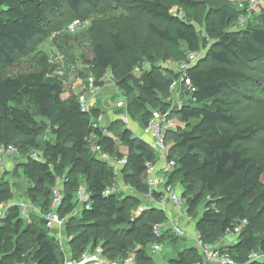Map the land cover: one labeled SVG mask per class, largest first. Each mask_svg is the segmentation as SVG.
Instances as JSON below:
<instances>
[{
    "label": "trees",
    "instance_id": "trees-1",
    "mask_svg": "<svg viewBox=\"0 0 264 264\" xmlns=\"http://www.w3.org/2000/svg\"><path fill=\"white\" fill-rule=\"evenodd\" d=\"M108 1L0 0V68L13 66L17 58L28 53L31 44L46 40L52 15L62 4L79 14L84 6ZM174 1L177 13L159 0H132L133 9L148 18V32L154 40L147 43H134L124 31L107 34L102 26L96 27L94 72L98 78L108 71L120 74L123 89L134 101L130 105L142 113L144 127L158 111L171 112L183 123L167 135L174 144L166 161L176 164L172 172H165L167 183L178 182L189 216L203 206L194 223L205 242L228 249L236 264H264L249 262L252 252L264 251V164L259 163L251 146L264 122L243 114L232 93L241 83L251 84V70L264 60V7L252 15L235 0H215L218 7L213 17L204 21L199 0ZM244 14L249 15L246 26L234 29ZM162 44L168 47L172 61L182 62L189 52L206 50L188 72L195 91L186 92L188 99L182 104L176 105L174 100L173 106L171 102L170 85L178 78L174 67H167L163 76L159 71L162 67L154 65V52ZM147 62L153 65L151 70L138 77L135 69ZM64 91L63 81L48 69L6 77L0 70V149L10 145L19 148L22 154L18 168L33 182L31 200L41 213L22 215L19 205L10 204L11 188L0 181V205L7 207L6 216L0 220V264H66L80 261L86 251L99 246L103 248L102 259L123 260L133 249L135 264H147L151 258L147 249L158 241L173 245L177 256L169 264L202 261L195 246L178 247L179 236L155 238L153 226L167 220L164 210L150 207L137 214L140 198L116 191L106 194L113 188L116 174L113 166L92 152V135L97 136L96 143L104 152L127 158L122 174L128 171L130 181L143 194L150 191L147 164H157L160 154L144 140L133 137L117 118L107 128H95L104 115L102 106L90 105L83 111L81 94L63 98ZM160 93L165 98H160ZM25 100L38 110L42 123L25 107ZM48 127L54 140L44 142L43 147L39 138ZM118 141L126 144V155L120 152ZM39 152L46 156L33 157ZM59 185L63 187V203L58 213L65 218L63 230L73 235L67 251L54 231L47 228L45 218L52 210L53 190ZM197 185L199 190L193 197ZM82 186L89 207L83 204L80 216L75 218ZM153 195L159 196L157 192ZM71 218L76 219L77 227L71 228ZM242 220L247 224L238 240L223 246L226 230Z\"/></svg>",
    "mask_w": 264,
    "mask_h": 264
},
{
    "label": "rangeland",
    "instance_id": "rangeland-1",
    "mask_svg": "<svg viewBox=\"0 0 264 264\" xmlns=\"http://www.w3.org/2000/svg\"><path fill=\"white\" fill-rule=\"evenodd\" d=\"M159 1L167 4V6L171 8L172 13H177L179 11V8L176 7L174 0ZM214 1L215 0H199L201 4V16L204 21L206 17H213L212 14H214V11L218 7H216ZM236 1L238 2L239 0ZM131 2L132 0H110L95 7L84 6L81 8L79 14H75L73 11L68 9L65 4H62L60 11H57L52 15L53 21L50 25V30L47 33L46 40L42 39V41L31 44V48L28 53L17 58L13 66L8 69L1 67L0 70L2 71V74L6 77L8 75L14 76L20 73L48 69L51 75L63 81L65 88L63 98H67L74 94H87L90 92L88 90L89 82H93L96 90L92 95L88 93V102L89 106H102L105 120L102 124H100V128L102 125L106 128L109 127L111 120L108 118V113L115 111L114 114L118 116L120 112L115 110L114 105L123 101L132 111L131 113L129 112V115L131 114V121L128 127L132 129L134 137L144 140V137H148L150 135L146 134V127H144L141 122L142 113L136 109L135 105H130L134 101L131 96L127 95L126 90L123 89L119 80L120 74L114 71H108L104 77L98 78L94 72V39L96 27L102 26L106 30L107 34L124 31L134 43H147L154 40L148 32V18L134 10ZM254 13H260L259 7H255L251 14L253 15ZM262 19L264 22V16ZM71 25H74V28H71ZM198 29L204 32L203 27H199ZM234 29L239 30L241 27H234ZM161 46V49L154 52V56L157 58V62L154 65L157 68H159V66L162 67L159 71H161V74L164 76L166 75V68L168 65L171 66L172 64H177L181 61L169 60L168 47L163 44ZM201 59L199 61H201ZM196 64H198V62ZM152 66L153 65L149 64L147 70H151ZM144 71L142 70V72L137 73V76L140 77ZM251 75L253 79L251 84L241 83L239 85L240 87L234 89L232 93L237 98V103L243 110V114H246L257 121L264 122V60H261L254 66L251 70ZM178 93L179 92L177 90L170 92L173 106L174 100L176 101L175 96ZM159 97L165 98V94L160 93ZM187 97L188 96L185 95V93L181 95L176 105L182 104ZM24 102L25 107L32 112L38 122L42 123L43 120L38 115V110L30 106L27 100ZM120 127L121 126H118L116 128L119 132L122 129ZM123 127L127 128L125 125H123ZM47 130V133L39 138L43 147L44 142L54 140L52 129L48 127ZM173 144L174 140H169L167 138V154L170 153L169 149ZM118 145L120 152L123 155H126L128 153L126 144L122 141H118ZM251 146L253 147V152L256 154V158L259 163L264 164V128ZM17 150V155L11 158H5V160L0 163V181L2 180L6 182L12 190V198L10 200L11 205L27 206L28 211L26 214L27 216L24 215L25 217H28L31 214L34 216H40L41 213L39 207L31 200V196L33 195V193H31L33 182L29 181L23 175L22 169H19L20 167L18 168V157L22 153L19 151L18 147ZM37 154V158L40 159H43V157L46 156L42 152ZM12 172L14 173L12 174ZM127 173L128 171L125 172L124 175L121 174L118 177H115L114 183L116 182L118 185L116 192L123 194L124 196L129 195L131 197L135 196L140 198L139 200L141 203L136 213L141 214L143 208L149 205L150 198L148 194H143L137 190V187L132 184L130 181L131 178ZM172 186L175 189L177 188L179 193H182V188L178 182ZM198 190L199 186L197 185L196 190L193 193V197L196 196ZM76 204L75 218H78L81 213L83 201L78 198ZM202 208L203 206L199 205L193 210L190 216L189 214L186 216V219H188V226L194 224L200 215ZM0 209H2L0 212L1 220L6 216L7 207L4 206V208L1 207ZM185 213H187L186 208ZM75 218L70 219L71 228L78 226ZM63 229L64 227L61 231L55 230L53 234L57 235V241L61 247H64L65 251H67L69 250V246L67 244L70 243L73 235L67 233V229ZM180 238L181 240L178 243V247L180 249L195 246L193 240L184 237ZM234 242V239H230L226 243ZM147 252L151 257L147 264H169L170 259L177 256L173 249V245H171L168 241L162 245L160 252L153 253L149 249H147ZM130 257L135 258L133 249L126 259L124 258L122 260L121 258L118 259L117 257H114L113 261H110V258L108 259L107 256H104V258L100 261L102 262L101 264L112 262V264H124ZM76 264L91 263H84V261L82 262L80 260L77 261ZM97 264H100V262H97Z\"/></svg>",
    "mask_w": 264,
    "mask_h": 264
},
{
    "label": "built area",
    "instance_id": "built-area-1",
    "mask_svg": "<svg viewBox=\"0 0 264 264\" xmlns=\"http://www.w3.org/2000/svg\"><path fill=\"white\" fill-rule=\"evenodd\" d=\"M236 1V0H235ZM239 2V3H238ZM236 1L239 7L242 9H246V6L250 7H264V0H239ZM255 14V13H254ZM245 15V14H244ZM242 15L240 17L239 23L245 21V16ZM71 28H74V25H71ZM205 54V50H201L199 52H189L184 61L172 64L168 67H174L177 72L178 78L175 79L170 85V92L177 90L179 93L175 96L176 102L179 100L180 96L186 92H193L195 88L191 82V79L188 75L189 70L196 65L197 62L203 57ZM149 67L148 63H144L142 66L137 67L135 69V73H140L142 70H147ZM88 92L92 95L96 88L93 82H89ZM88 93L80 96L81 108L83 111H87L89 109V98ZM116 111L120 112L117 116L115 111L111 112L115 115L117 119L121 121V123L129 130L132 129L129 126L131 118L129 115V108L125 102L120 101L114 105ZM105 120L104 115L98 118L95 123V128H100V124H102ZM102 125L101 128H103ZM183 127V123H181L177 118H173L171 116V112H155L149 121L148 125L145 128L146 134L150 135L146 137L144 140L147 142L152 148H154L161 156V160L158 161L157 164L148 163L147 164V181L149 186V205L145 206L143 210L148 209L150 207H157L166 212L167 220L164 223H157L153 226L154 236L157 240H161L167 234H172L179 237L189 238L194 241L195 247L199 250L203 260L197 262L195 264H236L235 260L232 258L231 253L228 249L220 250L218 245H212L205 242L202 238V235L199 230H197L195 223L188 226V213H185V200L182 198L181 193L177 191L172 185L167 183L165 172H172L173 168L176 166L174 161L167 162V135L171 131H175L178 128ZM103 130V129H102ZM104 131V130H103ZM105 132V131H104ZM108 132H105V135ZM93 141V152L98 156L100 160H103L109 163L114 167L116 177L122 174V170L128 164L127 158L118 159L117 157H112L109 153L104 152L102 147L96 143L98 138L96 135H92ZM18 150L15 145H10L8 147H3L0 149V163L5 160V158H11L17 155ZM38 154L34 153L33 157L37 158ZM117 183L113 184V188L108 189L106 194H110L117 190ZM157 192L159 194L158 197H155L153 194ZM78 198L83 201V204L88 208L86 189L82 186L78 191ZM63 203V193L62 187L59 185L53 190V202H52V210L45 217L47 222V228L50 230H62L65 224V218H61L58 213L60 207ZM22 215H26L28 208L27 206L20 205ZM142 210V211H143ZM181 221V223H180ZM247 224L246 220H242L238 224L233 227H229L225 235L223 237L222 244L224 246L233 245L239 237L240 232L243 227ZM234 239V243H226L228 240ZM225 243V244H224ZM162 249V244L158 242L154 243L150 247V251L153 253L160 252ZM103 256V248L99 246L95 251L88 250L86 251L82 257L81 261L84 263H97L100 262ZM75 262H68L66 264H76ZM249 262H264V251H255L249 255ZM125 264H135L134 257H130L125 261Z\"/></svg>",
    "mask_w": 264,
    "mask_h": 264
},
{
    "label": "bare ground",
    "instance_id": "bare-ground-1",
    "mask_svg": "<svg viewBox=\"0 0 264 264\" xmlns=\"http://www.w3.org/2000/svg\"><path fill=\"white\" fill-rule=\"evenodd\" d=\"M246 9L250 12V14L252 13V11L255 9V7H250L249 5L246 6ZM245 16V21L244 22H240L238 23L235 27H241V28H244L246 26V23H247V20H248V17L249 15H244Z\"/></svg>",
    "mask_w": 264,
    "mask_h": 264
},
{
    "label": "crops",
    "instance_id": "crops-1",
    "mask_svg": "<svg viewBox=\"0 0 264 264\" xmlns=\"http://www.w3.org/2000/svg\"><path fill=\"white\" fill-rule=\"evenodd\" d=\"M108 118L110 119V120H113L116 116L115 115H113L112 113H108ZM134 137V136H133ZM146 139V137H144V140ZM9 171V170H8ZM1 207H3L4 208V206H1L0 205V208ZM6 207V206H5ZM2 211V209H0V212ZM0 217H1V213H0ZM102 262L100 261V264H101ZM91 264H97V263H91ZM103 264H112V263H103Z\"/></svg>",
    "mask_w": 264,
    "mask_h": 264
}]
</instances>
